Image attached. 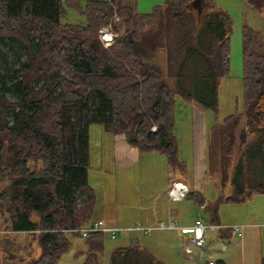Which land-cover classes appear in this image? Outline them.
<instances>
[{"label": "trees", "instance_id": "trees-1", "mask_svg": "<svg viewBox=\"0 0 264 264\" xmlns=\"http://www.w3.org/2000/svg\"><path fill=\"white\" fill-rule=\"evenodd\" d=\"M248 1L264 10V0ZM190 2L164 0L143 13L126 0H0V55L7 57L3 44L20 51L12 72H0V182H8L9 193L0 217L5 232L31 233L40 249L35 258L12 259L17 255L9 253L24 247L0 234V264H56L72 244L66 229L93 219L96 194L87 172L92 124L124 135L141 152L162 153L167 164L185 172L173 133L177 88L163 77L179 79L194 58L202 69L194 76L205 88L185 96L216 112L219 79L230 69V17L214 0H201L204 13L198 17ZM115 6L124 30L105 48L97 32ZM66 7L77 9L84 22L62 23ZM241 40L242 109L213 122L206 148L208 168L213 172L215 161L219 187L228 190L224 198L232 203L264 194V179L250 173L257 160L264 175V36L243 23ZM156 50L164 51L165 70L151 56ZM241 117L251 139L238 153ZM186 197L205 202L195 191ZM104 236L93 232L84 238L89 251L83 264H101ZM140 249L137 236L130 237L128 245L111 252L109 264H116L118 254L124 261Z\"/></svg>", "mask_w": 264, "mask_h": 264}, {"label": "rangeland", "instance_id": "rangeland-1", "mask_svg": "<svg viewBox=\"0 0 264 264\" xmlns=\"http://www.w3.org/2000/svg\"><path fill=\"white\" fill-rule=\"evenodd\" d=\"M214 1L217 8L219 7V9L223 10L230 17L231 21L229 36L230 69L227 77L219 79L217 111L213 112L210 108H204L194 99L185 96L189 91H196L201 95L203 88H205L204 84L206 82L200 78L196 79L194 76L195 69L199 72L202 70L200 67L195 66L194 58L190 59L187 65L183 67V76L179 79L177 78L178 81L165 75L163 77L166 82H169V86L177 88L175 89V125L173 133L179 146V154L181 158L186 160L187 168L185 172L180 173L173 165L167 164L165 156L159 152H150L151 154L148 155L152 156V158L148 159L147 162L144 158L145 156L142 155L149 152H139L138 150L139 157L137 160L132 157L130 151L126 152L124 148H120L124 147L122 145H125L131 147V151H134L133 146L126 141L124 135L106 132L99 124L90 125L89 182L91 181L95 184L100 181L99 190L95 191L97 202L93 211L92 220L102 218L106 224H125L129 222L132 214L134 217L141 212L156 211L159 205H162L164 212L168 208L172 210L173 214L180 212L182 219H190L193 214L198 213L206 222H209L211 215L213 216V206L218 203L216 215L219 220L223 223L230 222V224H224V226L234 225V223L236 225L244 224L245 227L242 230L243 235L242 237H238L234 233L231 237H226L222 240L217 239L211 242V245L207 243L206 247L210 245L211 250L207 247L203 259L195 263L182 256L180 244L178 247L172 244L175 242L174 239L171 240L172 235L177 242H180L178 231L167 232V230H162L153 231L149 234L131 233L115 239H111L105 233L104 250L98 254V261L101 264H109L111 252L118 246L128 245L131 236H137L138 244L141 247L138 251L140 253L127 257L128 259L124 261L123 256L118 254L115 256L114 263L152 264L153 262V264H206V260L214 261L222 259L228 264H260L261 258L264 255V194L252 193L240 203L227 202L224 195L226 192L228 193V190L225 189L223 192L220 190L217 165L213 161V172L209 170L206 166L205 151L210 127L213 122L215 120L221 122L225 116L233 113L236 108L240 111L242 109L243 55L241 28L243 23L250 26L253 25L255 27L253 28L264 36V10L262 11L263 13L256 11L249 5L248 0ZM259 1L254 0L253 3L257 4ZM126 2L136 4L135 0H126ZM163 2L164 0H138L137 8L140 12L146 13L152 10L155 5L162 4ZM248 7L252 10H249ZM203 13L201 11V16ZM119 17L122 23L118 25L115 22V27L125 25L123 16L120 15ZM60 21L62 23H83L84 16L77 9L66 7V13L60 17ZM199 30L201 31L202 37L205 36L203 18L200 22ZM2 46L7 51V57L4 58L0 55V72L11 73L13 68L17 66V58L20 51L16 44H12L13 47L8 44H3ZM182 49L184 52V48ZM260 51H264V45L260 48ZM156 52L158 56L154 61L165 70L164 51L157 50ZM243 125L244 118L241 117L237 128L238 153L247 141L251 139V136L246 135L245 141L239 144ZM109 138L116 141V152H111L107 147V144L111 142ZM101 145L103 146L101 147ZM100 151L101 153H105L107 157V160L102 163H100ZM121 153L130 156L125 165H122L117 159V156ZM114 155L115 161L112 157ZM159 157H164V161L159 160L161 159ZM254 162L253 167L256 169L259 167L260 169L255 171L251 167L250 173L252 175L255 174L256 178L263 180L264 175L262 176L260 174L263 163L257 160ZM95 168H101L103 171L111 170V173H102L99 177H93L92 175H95ZM263 170L262 173H264ZM171 179L181 180L185 184H188L191 189H200L207 200V202L205 201V204H208L206 210H199L194 200L190 197L181 201L167 202L166 194L168 189L166 190L165 187ZM164 181L165 184L163 183ZM7 184V181L0 182V213L5 210L8 201L9 193ZM155 197H157L156 200H154ZM115 214H118L117 221H114ZM3 226L4 224L0 217V234H6L9 238L24 247L21 251L10 252L9 254L14 253V255H17H11L10 258L16 260L20 258L21 261H25L30 258H35L39 254L40 249L37 239L31 233L5 232ZM211 234H214V232L207 231V236ZM68 238L72 243L71 247L59 257L56 264H83L85 256L89 251L84 239L85 237L68 233ZM221 241L227 246V249L223 252L219 250Z\"/></svg>", "mask_w": 264, "mask_h": 264}, {"label": "built area", "instance_id": "built-area-1", "mask_svg": "<svg viewBox=\"0 0 264 264\" xmlns=\"http://www.w3.org/2000/svg\"><path fill=\"white\" fill-rule=\"evenodd\" d=\"M119 16L120 14L117 13L115 6L114 12L112 13L108 22L98 29V39L105 48L112 46L119 34L124 30L123 25L115 27L116 23L118 25L122 23ZM151 129L153 131L156 130L155 126H152ZM188 191L189 188L185 183L179 180H173L167 191L168 199L171 201L181 200L186 197ZM205 205V203H202L200 208H203ZM222 227L226 226L215 223L206 224L200 219H197L194 224L190 226H181L175 219H168L167 221H162L155 225H143L136 223L128 227H108L102 220L98 219L91 220L85 225H81L76 228L66 229V231L77 233L80 237H87L93 232H103L106 233L111 239H115L119 236H125L126 234L131 233L149 234L154 230L175 229L180 234L186 233V237L180 239L179 242L182 256L196 263L202 260L206 253V230L220 229ZM233 228L237 235L241 237L242 225H234ZM225 248L226 245L221 243V250H224ZM195 249H197V251H195ZM206 264H216V262L213 260H206Z\"/></svg>", "mask_w": 264, "mask_h": 264}, {"label": "crops", "instance_id": "crops-1", "mask_svg": "<svg viewBox=\"0 0 264 264\" xmlns=\"http://www.w3.org/2000/svg\"><path fill=\"white\" fill-rule=\"evenodd\" d=\"M135 2H136V7H138V4H137V2H138V0H135ZM248 9L249 10H252V9H250V7H248ZM254 9V8H253ZM137 10H138V8H137ZM139 11V10H138ZM257 11V10H256ZM140 12V11H139ZM263 13V12H262ZM250 26V25H249ZM252 26V28L254 27L253 25H251ZM250 26V27H251ZM255 28V27H254ZM253 28V29H254ZM256 30V29H255ZM157 51V50H156ZM156 51H154L152 54H151V56H152V58L155 60V58H157V52ZM210 134V133H209ZM110 139V143L109 144H107V147L109 148V150H111V152H116L115 150L117 149V146H116V141L115 140H112L111 138H109ZM209 139V138H208ZM208 142V141H207ZM103 145H101V147H102ZM122 146H124V147H120V148H124L125 149V151L127 152V151H130V153L132 154V157L133 158H135V159H137L138 160V157H139V153H137V151H138V149L136 148V147H133L134 148V151H131L132 149H130L131 147H127V146H125V145H122ZM178 150H179V146H178ZM205 151H206V149H205ZM125 152V153H126ZM133 152V153H132ZM139 152H141V151H139ZM150 152H152V151H150ZM144 153V154H146V155H142V156H145L144 158L146 159V161L148 162V159H150V158H152V156H150V155H148V154H151V153ZM100 153H101V151H100ZM125 153H121V154H119L118 156H117V159L119 160V162L122 164V165H125L126 163H127V160H128V158L130 157L129 155H125ZM179 153H180V150H179ZM162 154V153H161ZM159 156H162V155H159ZM113 157V160L115 161V155L114 156H112ZM159 158H161V159H159V160H161V161H164V157L162 158V157H159ZM179 158H180V160H182L183 162H185L186 163V160H184L183 158H181V155L179 154ZM165 159H166V157H165ZM107 160V157H106V154L105 153H101V157H100V163H102L103 161H106ZM160 161V162H161ZM89 162H90V151H89ZM166 162H167V160H166ZM90 164V163H89ZM187 166V165H186ZM206 166L208 167V161H207V153H206ZM96 170L94 171V169H93V171H94V174L95 175H92L93 177H99L102 173H105V174H110L111 173V170H102L101 168H95ZM88 182H89V177H90V175H89V168H88ZM171 181H173V179H171L170 181H169V183H167V186L165 187L166 188V190L168 189V187H169V185H170V182ZM181 181V180H180ZM89 183H92L91 181L89 182ZM164 184H165V181L163 182ZM184 183V182H183ZM91 186H92V188H94V191H96V190H99V185H100V181H98V182H96L95 184H90ZM187 186H188V184H186ZM194 187V186H193ZM188 188H189V191H195V193H196V195H198V196H200V197H202L203 199H204V201H206L207 202V200H206V198H205V196H204V194H203V192L202 191H200V189H197V188H195V189H191L189 186H188ZM221 190V189H220ZM185 198H187V197H184L183 199H185ZM157 199V197H155V199L154 200H156ZM183 199H181V200H183ZM180 200V201H181ZM166 201L167 202H175V201H171V200H169L168 199V195L166 194ZM177 201H179V200H177ZM96 202H97V198H96ZM195 202V201H194ZM205 203V202H204ZM157 204H158V202H157ZM156 204V205H157ZM195 204H196V207L199 209V210H201V211H205L206 210V208H207V206H208V204L206 203V205L203 207V208H200L199 206L201 205H199L198 203H196L195 202ZM219 207V206H218ZM154 209V208H153ZM212 209V208H211ZM102 212H104V211H102ZM212 212H213V216L211 215V217H210V219H209V222H206L201 216H199V214L198 213H196V214H193L192 215V217L190 218V219H182L181 218V213L179 212V213H175V214H173V212H172V210L171 209H167L166 210V212H164V210H163V207H162V205H159V207L156 209V211H154V210H151V211H146V212H141L140 214H137L136 216H134L133 217V214H132V216H131V218H130V220H129V222L128 223H125V224H106V222L102 219V218H95V219H100V220H102L103 222H104V224L106 225V226H108V227H128V226H132V225H134V224H136V223H140V224H143V225H155V224H157V223H159V222H162V221H167L168 219H175L176 221H178V223H179V225H181V226H190V225H192V224H194V222L197 220V219H200L201 221H203L204 223H206V224H230V222H225V223H223V222H221L220 220H219V218H218V216L216 215V211H214L213 209H212ZM117 218H118V214H115V220L114 221H117ZM234 225H236L235 223H234ZM234 225H230V226H226V227H222V228H220V229H208V230H206V232H205V238H206V244L207 243H210V245H211V242H213V241H215V240H222L223 238H226V237H231L234 233L237 235V233H236V231L234 230V228H233V226ZM240 225H242V230L244 229V227H245V225L244 224H240ZM164 230H167V232H175V231H177V230H175V229H164ZM154 231H162V230H154ZM207 231H213L214 232V234H211V235H209V236H207ZM153 232V231H152ZM141 234H144V233H141ZM177 234V233H176ZM179 234V235H178ZM178 236L180 237V239H183V238H185L186 237V233H182V234H180L179 232H178ZM170 235H172V234H170ZM242 235H243V232H242ZM238 236V235H237ZM131 237H133V236H131ZM239 237V236H238ZM242 237V236H241ZM172 239H174L175 240V242L174 243H172V244H174V245H177V247H178V245H179V242H177L176 241V239H175V237L172 235V237H171V240ZM221 243L222 244H225V243H223V241H221ZM221 243H220V247H219V250L220 251H225L226 249H227V246H226V248L224 249V250H221ZM210 245H208L207 247H208V249L209 250H211V246ZM226 245V244H225ZM207 247H206V251H207ZM218 250V251H219ZM222 260V259H221ZM215 262H216V260H214ZM223 262L225 263V264H228L226 261H224L223 260Z\"/></svg>", "mask_w": 264, "mask_h": 264}, {"label": "water", "instance_id": "water-1", "mask_svg": "<svg viewBox=\"0 0 264 264\" xmlns=\"http://www.w3.org/2000/svg\"><path fill=\"white\" fill-rule=\"evenodd\" d=\"M190 5L192 6V8L196 11L198 17L201 16V11H202V5H201V0H191ZM242 132L240 134V140H239V144H242L245 141V132L243 131V129L241 128ZM240 146V145H239ZM223 197V195H222ZM221 200V199H220ZM219 200V201H220ZM217 205L218 203H216L213 206V210L216 211L217 210Z\"/></svg>", "mask_w": 264, "mask_h": 264}]
</instances>
